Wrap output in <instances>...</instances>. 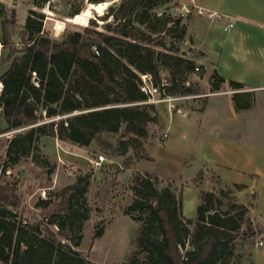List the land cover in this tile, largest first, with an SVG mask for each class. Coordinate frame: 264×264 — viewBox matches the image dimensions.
Masks as SVG:
<instances>
[{
  "label": "trees",
  "instance_id": "16d2710c",
  "mask_svg": "<svg viewBox=\"0 0 264 264\" xmlns=\"http://www.w3.org/2000/svg\"><path fill=\"white\" fill-rule=\"evenodd\" d=\"M102 1L106 0H91ZM169 1L119 0L102 16L104 20L113 18L103 29L92 20V25L67 31L61 39L52 38L44 28V13L30 8L20 45L11 38L15 16L3 19L0 40L9 54L0 59V68L4 62L10 64L0 71V117L6 122L0 133L28 127L8 139L3 172L30 155L37 160L35 152L44 136L88 146L94 140L105 144L103 133L119 134L114 146L117 154L126 155L132 149L137 159L153 160L142 151V145L150 124H157L160 115L147 102L149 93L142 90L141 74L150 73L153 85L164 94L189 95L200 93V88L188 75L196 66L201 76L205 73L203 65L188 56L189 51L183 54L181 45L190 15L157 11ZM48 2L34 0L38 6ZM80 12L81 7L76 6L70 16ZM209 80L212 91L226 81L216 71ZM229 84L244 88L239 81L229 80ZM243 94L251 93H234L236 107H249V103L239 104ZM90 178V173L80 175L56 201L51 196L40 199L36 207H56L36 222L17 209V182L0 183V261L93 264L73 248L80 244L83 222L89 218L86 193ZM162 181L155 172L133 173V197L123 212L139 226L134 250L124 264H241V247L254 243L260 233L250 218L249 206L236 200L235 190L245 185L202 189L192 219L184 216L181 192L173 188L172 179L161 186ZM104 232V226L98 227L95 237Z\"/></svg>",
  "mask_w": 264,
  "mask_h": 264
},
{
  "label": "rangeland",
  "instance_id": "374dc122",
  "mask_svg": "<svg viewBox=\"0 0 264 264\" xmlns=\"http://www.w3.org/2000/svg\"><path fill=\"white\" fill-rule=\"evenodd\" d=\"M90 3L91 0H50L43 6H38L34 0H0V9L3 10L0 20L3 22L4 18L15 16L16 22L10 24L14 31L11 38L16 45H20L21 31L28 10L36 9L44 13V28L49 35L61 39L67 31L82 30L90 26L92 20L98 24L97 28L103 29L104 23L112 21L113 18L109 16L104 20L102 16L107 13L110 6H116L119 0L98 2L106 6L102 14L91 8ZM76 6L81 7V12L71 17L70 12ZM163 10L172 15H179L182 11L179 0H171L164 7L157 9L159 12ZM58 20L65 23L59 31L56 29ZM181 46L184 51L191 52L187 42L183 41ZM156 48L162 49L160 46ZM167 74L168 72L164 71L163 77ZM188 78L199 86L200 93L189 94L191 97L181 102V107L187 116L183 117L179 113L171 112L169 118L168 103H154L160 119L157 124H150L149 134L143 139L142 151L149 154L145 144L148 140L159 138L160 148L154 151L155 160L145 159L136 165L140 159L136 158L132 149L126 155L117 154L114 146L119 134L103 133L101 139L105 144L94 140L86 147L80 146L82 147L80 149L77 148L79 145H73L70 141L59 139L58 143H54L51 136L42 137L44 139L41 138L38 143L39 150L35 152L38 155L37 160L30 155L19 163L8 166L6 172L1 170L0 173V183L17 182V194L20 198V205L17 208L19 213L31 222L40 220L43 215L56 207L55 204L47 209L36 207L40 199L51 196L56 201L59 199L57 195L65 187L73 184L80 175L90 173V184L86 193L90 208L89 218L83 222L80 244H73V248L93 264H124L134 250L133 241L139 226L138 222L123 212V207L133 197L130 185L134 171L146 170L157 173L163 180L161 186L168 184L169 179H172L173 188L177 193L181 192L183 214L192 219L197 215L199 194L204 189L199 191L195 184H200L204 178L206 179L204 190L215 188L218 191L222 187L233 185L234 183L229 179H235L263 193L264 92L241 95L240 101L249 103L250 107L249 110L242 111L238 115H235L233 107H230L229 96L213 97V102L220 104L219 110L222 116L218 117L211 111L201 116L199 120L191 122L192 116L189 115L191 110L204 108L207 95L213 91L211 84L208 85L206 82L207 74L201 76L200 71L195 70L188 75ZM227 85L231 86L229 83ZM154 96L159 97V93L154 92ZM168 125H170L169 137L161 141L160 136ZM26 128L28 127L0 133L1 169L6 160L5 146L9 139L7 135L12 136ZM212 139L221 141L223 147L229 144L232 148H226L228 154L218 155L217 153L222 149L214 148L216 153L209 149V142L211 143ZM240 151H243V154ZM74 153H78L81 157L74 156ZM99 154H103L106 160L101 168H95L91 160ZM46 160L49 161L48 164ZM51 166L52 170L49 169ZM70 168H74V171L70 172ZM200 171L203 172L202 177L198 175ZM193 175L196 176L192 181L186 180ZM238 193V190H235L236 200L243 203ZM261 201H264V198H261ZM249 215L252 219L250 212ZM252 222L258 226L253 220ZM100 226L105 227V232L102 236L95 237V231ZM258 240L257 235L254 243L248 242L241 247L239 251L243 254L241 264H256L252 258V249L259 242ZM0 264L3 263L0 261Z\"/></svg>",
  "mask_w": 264,
  "mask_h": 264
},
{
  "label": "crops",
  "instance_id": "0c3cea01",
  "mask_svg": "<svg viewBox=\"0 0 264 264\" xmlns=\"http://www.w3.org/2000/svg\"><path fill=\"white\" fill-rule=\"evenodd\" d=\"M179 3L180 5L183 3H194L197 6L219 12L223 15L221 19H212L207 15H199L193 12L190 14V18L187 22L188 26L184 41L187 42L191 48V52L188 53V56L197 64L203 65L205 75L207 74L208 78L206 81L207 84L210 85L209 77L214 71L226 79L218 90L210 92L207 95L204 108H195L191 110L189 113V115L192 116L191 122L199 120L201 116L211 111L218 117L222 116L219 110L220 104L214 103L212 100V98L216 96H229L228 101L230 107H233L235 115H238L242 111L249 110L250 106L236 107L233 95L237 92H250L251 94L253 92H264V0H179ZM229 21H234L235 24L231 30L226 31L224 26ZM1 36L2 22L0 20V38ZM8 54V49L2 46L0 40V59H6ZM9 64V61L4 62L0 71L6 70ZM208 71H210V73ZM229 80L243 83L244 88L233 89L232 86L227 85ZM240 97L241 96H239V104L242 105L243 103L240 101ZM171 114L168 108L167 117L169 115L170 118ZM5 125L6 122L0 117V128ZM166 129H169L170 132V125H168ZM51 138L54 143H58L59 139L57 137L51 136ZM43 139L44 138H42V140ZM165 140L166 138L161 141ZM210 141L209 149L211 151H214V148L222 149L221 152L217 153L218 155L222 153L224 155L228 154L226 148H232L229 144L223 147L221 141L216 139ZM159 142V138H155L151 141L148 140L145 144V148L153 157V160L156 159L154 151L160 148V145H158ZM82 147L78 146L77 148L80 149ZM240 152L243 154V151ZM78 153H74V156L81 157ZM143 160L145 159L138 160L136 165ZM195 176L196 175H193L186 180L192 181V178ZM229 180L232 183H241L245 185L244 189L238 190V196L242 198L241 202L249 206L252 220L254 223L258 224L260 228L258 241L263 242L262 245L257 243L252 249V258L256 264H264V201H261V198H264V191L263 193L262 191L258 192L242 181H236L235 179ZM205 181L206 179L204 178L200 184H195L199 191L202 188L206 189L204 187Z\"/></svg>",
  "mask_w": 264,
  "mask_h": 264
},
{
  "label": "built area",
  "instance_id": "2783aa9c",
  "mask_svg": "<svg viewBox=\"0 0 264 264\" xmlns=\"http://www.w3.org/2000/svg\"><path fill=\"white\" fill-rule=\"evenodd\" d=\"M181 15L183 16H188L190 14H192L193 12L199 14V15H207L209 18H216V19H221L223 17V15L219 12L213 11V10H209V9H205L204 7L201 6H197L194 3L191 4H185L183 3L181 5ZM234 21H229L225 26L224 29L226 31L231 30L234 27ZM195 70L198 71L199 67L196 66ZM141 78H142V90H144L146 93H149V99L147 100V102L150 103H157V102H167L168 103V108L171 112H176L179 114H182L183 116H187V113L183 111L182 107H181V102L185 101L186 99L190 98L191 95H169V94H164V92H162L161 90H159L158 87H155L153 85V81H152V75L150 73H143L141 74ZM164 83H166V80H164ZM1 88H2V83L0 82V92H1ZM154 92L159 93V97H155L154 96ZM45 113V111L43 112ZM169 135V129H166L162 132L161 134V138H167ZM1 136V135H0ZM8 138H10V135H7ZM7 147V145L5 146V148ZM106 160V157L103 154H99L95 159L91 160V162L93 163V166L95 168H101L103 166L104 161ZM1 167H0V173H1ZM70 172L74 171V168H70L69 169ZM8 172V171H7ZM259 245H262L263 242L259 241L258 242Z\"/></svg>",
  "mask_w": 264,
  "mask_h": 264
},
{
  "label": "bare ground",
  "instance_id": "6f19581e",
  "mask_svg": "<svg viewBox=\"0 0 264 264\" xmlns=\"http://www.w3.org/2000/svg\"><path fill=\"white\" fill-rule=\"evenodd\" d=\"M90 7L96 9L100 14H102L106 6L103 3H90ZM64 25L65 23L63 21L58 20L56 23V29L59 31L64 27Z\"/></svg>",
  "mask_w": 264,
  "mask_h": 264
},
{
  "label": "water",
  "instance_id": "95a60500",
  "mask_svg": "<svg viewBox=\"0 0 264 264\" xmlns=\"http://www.w3.org/2000/svg\"><path fill=\"white\" fill-rule=\"evenodd\" d=\"M183 54H186V51H183ZM1 112H3V111H1Z\"/></svg>",
  "mask_w": 264,
  "mask_h": 264
}]
</instances>
